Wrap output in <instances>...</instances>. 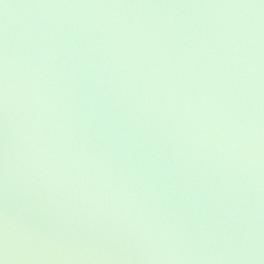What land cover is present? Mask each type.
Returning a JSON list of instances; mask_svg holds the SVG:
<instances>
[{"label":"water","instance_id":"water-1","mask_svg":"<svg viewBox=\"0 0 264 264\" xmlns=\"http://www.w3.org/2000/svg\"><path fill=\"white\" fill-rule=\"evenodd\" d=\"M3 264H264V0H0Z\"/></svg>","mask_w":264,"mask_h":264},{"label":"clouds","instance_id":"clouds-1","mask_svg":"<svg viewBox=\"0 0 264 264\" xmlns=\"http://www.w3.org/2000/svg\"><path fill=\"white\" fill-rule=\"evenodd\" d=\"M0 264H3V262H2V261H0Z\"/></svg>","mask_w":264,"mask_h":264}]
</instances>
